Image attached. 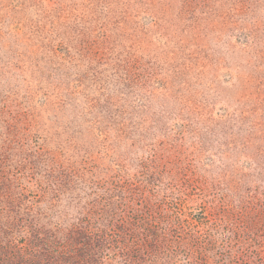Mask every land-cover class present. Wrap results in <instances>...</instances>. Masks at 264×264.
I'll use <instances>...</instances> for the list:
<instances>
[{
  "label": "rangeland",
  "instance_id": "1",
  "mask_svg": "<svg viewBox=\"0 0 264 264\" xmlns=\"http://www.w3.org/2000/svg\"><path fill=\"white\" fill-rule=\"evenodd\" d=\"M0 264H264V0H0Z\"/></svg>",
  "mask_w": 264,
  "mask_h": 264
}]
</instances>
